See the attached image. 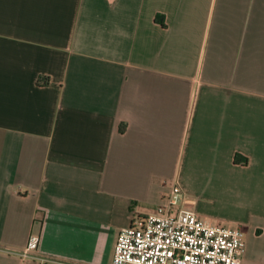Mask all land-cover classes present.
Masks as SVG:
<instances>
[{"label":"crops","instance_id":"0c3cea01","mask_svg":"<svg viewBox=\"0 0 264 264\" xmlns=\"http://www.w3.org/2000/svg\"><path fill=\"white\" fill-rule=\"evenodd\" d=\"M175 180L264 264V0H0V264H111Z\"/></svg>","mask_w":264,"mask_h":264},{"label":"built area","instance_id":"2783aa9c","mask_svg":"<svg viewBox=\"0 0 264 264\" xmlns=\"http://www.w3.org/2000/svg\"><path fill=\"white\" fill-rule=\"evenodd\" d=\"M162 198L155 212L134 214L119 230L111 264H241L246 250L241 224L195 210L178 180ZM40 239L31 232L23 254L39 264H83L39 256Z\"/></svg>","mask_w":264,"mask_h":264},{"label":"trees","instance_id":"16d2710c","mask_svg":"<svg viewBox=\"0 0 264 264\" xmlns=\"http://www.w3.org/2000/svg\"><path fill=\"white\" fill-rule=\"evenodd\" d=\"M238 159V158H237Z\"/></svg>","mask_w":264,"mask_h":264}]
</instances>
